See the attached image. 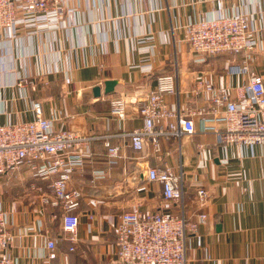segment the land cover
Listing matches in <instances>:
<instances>
[{
  "label": "crops",
  "instance_id": "obj_1",
  "mask_svg": "<svg viewBox=\"0 0 264 264\" xmlns=\"http://www.w3.org/2000/svg\"><path fill=\"white\" fill-rule=\"evenodd\" d=\"M71 4L79 11L70 30L63 29L58 35L59 45L54 47L59 51L57 62L51 60L55 51L46 45L45 36L36 38L31 46L24 32L21 45L35 55L21 57L17 38L8 49L9 59L0 56V125L32 120V104L40 101L55 129L94 137L84 166L71 180V186L83 192L77 210V242L65 239L60 210L43 201L52 194L50 182L20 169L0 177V199L12 228L23 229V238L14 242L11 254L20 264H116L115 230L124 211L177 210L174 203L162 198L161 184L147 178L148 166L169 165L183 173L187 214H208L207 223L191 235L188 264H264V145H224L215 130L204 129L199 116L195 117L194 134L180 139L162 137L160 153L151 143L138 152L130 140V133L143 127L141 100L159 74L177 76L179 94L167 96L176 108H197L201 103L203 97L189 92L198 73L232 94L246 83L249 75L236 69L240 56L221 53L198 61L200 55L187 41L191 18L255 10L263 41L250 61L251 72L264 79V0H73ZM140 35L155 38L153 55L138 52L136 37ZM102 36L107 42L104 53ZM147 61L155 67L151 74L132 67ZM47 63L53 64V71L45 73ZM25 73L33 82L24 90L16 80L17 74ZM108 80L116 84L107 94ZM96 86L101 88V96L95 95ZM121 96L128 105L123 120L110 113L111 101ZM206 125L226 126L222 121ZM105 140L121 147V156L113 162ZM95 170H104L105 178L93 181ZM201 186L209 190L204 203L196 193ZM47 237L58 242L55 259L46 257Z\"/></svg>",
  "mask_w": 264,
  "mask_h": 264
},
{
  "label": "built area",
  "instance_id": "obj_2",
  "mask_svg": "<svg viewBox=\"0 0 264 264\" xmlns=\"http://www.w3.org/2000/svg\"><path fill=\"white\" fill-rule=\"evenodd\" d=\"M72 1L0 0V56L9 59L8 49L17 38L22 44L20 34L24 32L31 46L36 38L45 36L46 45L55 51L51 60L57 62L59 51L55 46L59 45L58 35L63 29L70 30L79 11L71 4ZM258 18L257 12L251 8L240 14L221 12L189 20L187 41L200 55L198 61L221 53L240 56L242 60L236 69L249 75L248 79L232 94L227 87H217L203 73H198L189 92L196 98L203 97L201 103L197 108L190 105L176 108L171 106L167 96L179 94L178 78L175 74H159L154 87L141 100L139 110L143 127L130 133L134 150L141 152L151 143L154 151L160 153L162 137L180 139L194 134L197 116L203 120L204 129L215 130L218 141L224 145L234 144L240 148L264 145V79L251 72L250 63L263 41ZM136 41L138 52L153 55L157 45L152 35L137 36ZM106 44L105 36H102L100 46L103 53ZM18 52L21 57L35 55L34 50L23 45ZM132 67L144 74L155 70L151 61ZM51 71L53 64L47 63L45 73ZM32 82L28 73L17 74L16 83L24 90ZM127 106L126 98L116 97L111 101L110 113L123 120L127 116ZM32 108V120L0 125V177L26 169L33 178L49 181L52 194L44 196L43 201L60 210L65 239L75 243L80 224L77 210L81 206L83 192L71 186V180L75 171L84 166L94 137L74 130L55 129L52 120L44 115L40 101H34ZM214 121L224 122L225 129L206 125ZM104 146L112 162L121 156L119 145L105 140ZM103 178L104 170L93 172V181ZM147 178L161 184L162 198L174 203L177 210L147 208L124 211L115 230L116 264H188L191 235L207 223L208 214H187L183 173H177L169 165L148 166ZM196 193L201 203L209 198V190L204 186L198 187ZM90 218L93 219L94 215L91 214ZM12 224L0 199V264H20L10 249L18 238H23V229L12 228ZM42 227L40 222L41 230ZM57 244V240L47 237L48 259L57 258ZM70 250H75V247H70Z\"/></svg>",
  "mask_w": 264,
  "mask_h": 264
},
{
  "label": "water",
  "instance_id": "obj_3",
  "mask_svg": "<svg viewBox=\"0 0 264 264\" xmlns=\"http://www.w3.org/2000/svg\"><path fill=\"white\" fill-rule=\"evenodd\" d=\"M115 80H108L105 82V93H111L114 90L115 87ZM94 93L96 96H101V88L99 86H96L94 88Z\"/></svg>",
  "mask_w": 264,
  "mask_h": 264
},
{
  "label": "rangeland",
  "instance_id": "obj_4",
  "mask_svg": "<svg viewBox=\"0 0 264 264\" xmlns=\"http://www.w3.org/2000/svg\"><path fill=\"white\" fill-rule=\"evenodd\" d=\"M56 225H57V221H56Z\"/></svg>",
  "mask_w": 264,
  "mask_h": 264
}]
</instances>
